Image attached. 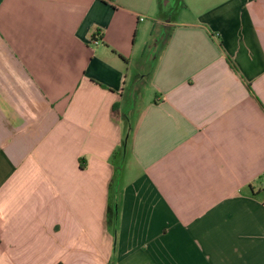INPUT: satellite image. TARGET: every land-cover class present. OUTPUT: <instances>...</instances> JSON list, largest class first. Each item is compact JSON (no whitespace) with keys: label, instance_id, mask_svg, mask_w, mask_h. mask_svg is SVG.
Segmentation results:
<instances>
[{"label":"crops","instance_id":"0c3cea01","mask_svg":"<svg viewBox=\"0 0 264 264\" xmlns=\"http://www.w3.org/2000/svg\"><path fill=\"white\" fill-rule=\"evenodd\" d=\"M174 1L0 0V264H264V0Z\"/></svg>","mask_w":264,"mask_h":264},{"label":"rangeland","instance_id":"374dc122","mask_svg":"<svg viewBox=\"0 0 264 264\" xmlns=\"http://www.w3.org/2000/svg\"><path fill=\"white\" fill-rule=\"evenodd\" d=\"M180 1L181 0H178V2L174 1L170 5V11L172 13L177 12V9L180 7V4H181ZM165 35H166V33L164 31H161L158 34V38H157L158 41L156 43V46L152 45V47L150 48L152 51L151 53L154 56V59L153 60L151 59L150 61H148V67L149 68L146 70V74L148 73L147 78H146L147 81L143 80L137 87H134V85H133L134 82L132 81V84L128 88V96L126 99L127 106H126V110H124V112H126L130 107L128 116H129V121H130V126H131L130 129L131 130H129L130 135L126 134V136H125L126 139L129 137L131 140L132 128L135 124V121H136L137 117L140 115V112L143 108L144 103H146L149 100L148 93H149L150 88H151V85L148 82L149 81V75L152 72V67L155 65V60L157 59V57H158V55H159V53L163 47V41L165 39ZM133 73H134V75H136V73L140 74V72L138 70H134ZM140 89H141V91L139 92ZM129 149H130V141H129ZM129 153H130V150H129ZM129 153H128V155H129ZM137 173H138L137 171L130 170L127 182L128 183L132 182L133 178L137 176ZM120 192L121 191L117 192V194L120 195L121 194Z\"/></svg>","mask_w":264,"mask_h":264},{"label":"trees","instance_id":"16d2710c","mask_svg":"<svg viewBox=\"0 0 264 264\" xmlns=\"http://www.w3.org/2000/svg\"><path fill=\"white\" fill-rule=\"evenodd\" d=\"M114 106V110H115ZM130 131H126L124 134V138L122 140V143L118 146V148L115 149V151L112 154L111 157V163L114 167V174L112 176L111 182L109 184V212L111 214H115V202L114 198L119 192V189L121 187L122 178L124 174L125 164L127 161L128 153H129V141L130 138L128 137L126 139V134H129ZM130 135V134H129ZM114 202V203H113ZM114 204V205H113Z\"/></svg>","mask_w":264,"mask_h":264},{"label":"built area","instance_id":"2783aa9c","mask_svg":"<svg viewBox=\"0 0 264 264\" xmlns=\"http://www.w3.org/2000/svg\"><path fill=\"white\" fill-rule=\"evenodd\" d=\"M93 42H94V43H98V40H97V39H94Z\"/></svg>","mask_w":264,"mask_h":264}]
</instances>
